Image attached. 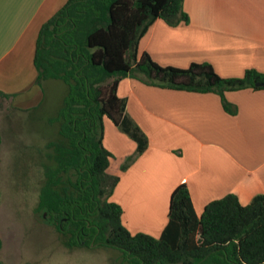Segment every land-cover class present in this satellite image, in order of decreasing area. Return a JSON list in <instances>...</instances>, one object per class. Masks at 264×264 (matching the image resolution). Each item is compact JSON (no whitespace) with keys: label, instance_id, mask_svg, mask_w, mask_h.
Returning <instances> with one entry per match:
<instances>
[{"label":"trees","instance_id":"trees-1","mask_svg":"<svg viewBox=\"0 0 264 264\" xmlns=\"http://www.w3.org/2000/svg\"><path fill=\"white\" fill-rule=\"evenodd\" d=\"M156 18L170 26L188 22L183 0H67L41 25L33 57L35 82L42 87L43 81L59 80L67 90L47 120L55 137L45 144L35 212L48 216L65 246L99 243L119 251V264H264L263 193L244 205L228 193L207 203L197 216L187 186L180 183L170 194L159 237L132 234L122 224L121 206L110 200L119 176L107 171L112 154L102 143L103 118L137 144L121 168L147 146L145 134L126 113L125 98L117 94L122 78L213 92L231 114L236 106L225 92L264 88L255 85L264 83V73L255 69L221 77L208 62L180 68L138 54V42ZM10 97L0 91V102Z\"/></svg>","mask_w":264,"mask_h":264},{"label":"crops","instance_id":"crops-1","mask_svg":"<svg viewBox=\"0 0 264 264\" xmlns=\"http://www.w3.org/2000/svg\"><path fill=\"white\" fill-rule=\"evenodd\" d=\"M66 1L0 0V91L12 95L14 109L40 103L36 38ZM183 9L188 22L170 26L156 18L139 40L138 54L180 68L208 62L221 77H240L246 69L264 73V0H183ZM117 94L147 138L141 154L121 168L137 144L103 118L102 143L112 154L107 171L119 176L110 200L121 206L122 224L132 234L160 236L170 194L180 183L197 216L228 193L243 205L264 194V88L225 92L236 106L233 114L213 92L161 88L130 77L119 81Z\"/></svg>","mask_w":264,"mask_h":264},{"label":"rangeland","instance_id":"rangeland-1","mask_svg":"<svg viewBox=\"0 0 264 264\" xmlns=\"http://www.w3.org/2000/svg\"><path fill=\"white\" fill-rule=\"evenodd\" d=\"M41 89L38 106L25 111L12 108L8 99L0 102L1 264L122 263L119 251L99 243L65 246L48 216L35 212L45 144L55 137L47 120L59 108L67 86L50 79Z\"/></svg>","mask_w":264,"mask_h":264},{"label":"water","instance_id":"water-1","mask_svg":"<svg viewBox=\"0 0 264 264\" xmlns=\"http://www.w3.org/2000/svg\"><path fill=\"white\" fill-rule=\"evenodd\" d=\"M255 85L256 86H261V85H264V83L263 82H256Z\"/></svg>","mask_w":264,"mask_h":264}]
</instances>
